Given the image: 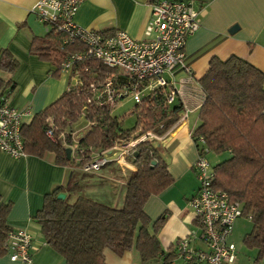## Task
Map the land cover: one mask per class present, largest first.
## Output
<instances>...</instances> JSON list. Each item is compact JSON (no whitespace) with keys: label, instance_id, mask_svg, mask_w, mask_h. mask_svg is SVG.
<instances>
[{"label":"trees","instance_id":"obj_1","mask_svg":"<svg viewBox=\"0 0 264 264\" xmlns=\"http://www.w3.org/2000/svg\"><path fill=\"white\" fill-rule=\"evenodd\" d=\"M80 48L79 43L67 41L64 32L49 29L43 36L32 38L29 51L54 66L52 72H58L66 56ZM93 62L87 63L88 69L92 65L98 68L86 72L84 82L112 71ZM17 64L10 53L0 49V74L12 73ZM197 81L205 98L197 109L199 120L191 132L192 139L199 153L203 145L198 144L197 139L202 137L207 152L227 154L211 166L212 186L226 192L230 200L239 202L241 215L249 216L251 229L242 241L247 248L255 250L253 262H256L264 256V72L235 55L225 59L212 57ZM68 84L54 102L21 126L25 153L38 156L52 153L55 163L72 168L70 183L58 185L47 193L41 209L33 217L44 242L61 255L66 264H106L105 249L117 256L135 249L142 262L162 256L163 264H174L172 260L180 259L179 253L176 250L165 253L157 238L164 218L152 221L144 211L148 197L173 180L157 146L147 141L138 143L133 158L126 159L129 167H118L129 169L118 205L99 201L84 192V178L89 177L86 174L89 171L82 168L91 149H103L133 137L139 132L138 128L158 134L166 131L178 116L179 102L166 103L167 86L145 91L129 112L135 116V125L124 129L121 118L112 114L113 108H102L88 101L93 92L85 85L69 88ZM13 87L10 79L0 75V94H10ZM82 110L91 127L79 139L84 153L82 159L77 160L66 156V147L61 141L46 135L47 118L53 121V133L62 132L68 139L71 126ZM78 169L83 173H78ZM59 193L64 197L57 198ZM7 211L8 205L0 204V254L8 253L5 241L13 229L6 223Z\"/></svg>","mask_w":264,"mask_h":264},{"label":"crops","instance_id":"obj_2","mask_svg":"<svg viewBox=\"0 0 264 264\" xmlns=\"http://www.w3.org/2000/svg\"><path fill=\"white\" fill-rule=\"evenodd\" d=\"M37 1L0 0V49L10 53L18 62L12 73L2 72L0 75L14 85L8 103L18 109H28L23 119L26 124L35 113L61 95L68 80L63 72H52L54 66L29 51L32 38L43 36L46 31L32 12ZM152 1L155 0H83L74 15V22L86 29L123 30L132 38H145L143 30ZM191 1L199 11L200 26L186 39L184 51L196 82L207 70L212 57L225 59L235 55L264 72V0ZM185 74L177 71L175 79ZM198 120V111L195 110L185 122L154 143L173 180L163 190L148 197L144 211L152 221L164 218L157 238L165 253L174 252L175 242L183 237L190 238L191 247L205 248L189 203L198 187L192 168L198 151L191 133ZM78 129L87 132L89 128L83 125ZM113 166L114 163L108 164L86 173L89 177L84 178L87 181L84 192L99 201L118 205L124 193L125 172L129 169L119 170L117 177ZM77 171L83 173L80 169ZM71 175L72 168L55 163L52 153L43 156L25 153L14 158L0 152V204L8 205L6 223L13 229L28 230L34 248L29 263L11 261L7 254H0V264H66L61 255L44 242L33 217L41 209L44 196L58 185L69 184ZM95 189L99 192L98 197ZM237 219L229 242L234 231L245 229V225H241L243 221ZM247 219L250 224L243 231L241 241L251 229V221ZM255 254L247 264H264V256L253 262ZM104 259L106 264H163L162 256L142 262L135 249L125 251L121 256L105 249ZM237 260L235 256L233 264ZM172 262L182 264L179 258Z\"/></svg>","mask_w":264,"mask_h":264},{"label":"built area","instance_id":"obj_3","mask_svg":"<svg viewBox=\"0 0 264 264\" xmlns=\"http://www.w3.org/2000/svg\"><path fill=\"white\" fill-rule=\"evenodd\" d=\"M82 1L38 0L32 9L46 30L62 31L67 41L81 45L79 50L67 55L60 66V71L68 76V87L85 85L93 92L88 101L102 108H114L119 99L127 95H133L137 101L141 93L167 86L166 103L178 101L180 104L181 110L176 120L163 133L139 131L137 135L121 139L103 149H91L82 169L97 171L112 160L120 167H129L126 159L133 158L138 143L161 141L204 102V91L194 79L184 51L186 39L200 26L199 11L191 0L152 1L143 30L145 38L135 39L123 30L103 33L78 26L74 22V15ZM93 61L112 71L101 78L84 82L85 73L98 68L92 65L94 68L88 69L90 65L87 63ZM177 71L186 74L176 80ZM95 73L91 74L95 76ZM8 97L9 94H0V152L16 158L25 154L21 126L29 111L10 105ZM80 116L86 119L84 110ZM47 120L46 135L52 140L61 141L74 159H82L84 149L79 146V139L84 134L82 129H70L66 139L62 132L54 134L53 121L51 118ZM86 125L88 127L91 122L87 120ZM197 141L203 145L202 152L197 150L198 156L192 164L198 188L189 203L199 226L198 236L205 248L191 247L190 238L183 237L175 242L176 251L183 264H233L235 252L229 237L235 219L241 215V206L239 202L230 200L226 192L212 186V167L205 157L208 150L202 137ZM5 246L11 261H31L34 248L28 230L9 231Z\"/></svg>","mask_w":264,"mask_h":264},{"label":"rangeland","instance_id":"obj_4","mask_svg":"<svg viewBox=\"0 0 264 264\" xmlns=\"http://www.w3.org/2000/svg\"><path fill=\"white\" fill-rule=\"evenodd\" d=\"M65 75L68 78L67 74H65ZM134 105H135V98L133 97V95H127V96L119 99V101L115 104V106H114V108L112 110V114L113 115L121 118L122 126H123L124 129L132 128L135 125V116L133 114L129 113ZM180 110H181V108H180ZM86 123H87V119H84L82 116H80L76 120V122H74L72 124L71 129L75 131V130H77L79 128V126L86 125ZM90 127H91V125L88 126V128H90ZM79 130H81V129H79ZM137 130L141 131V132H145V130L143 131L140 128H138ZM149 131H152V130H149ZM83 132H84L83 135H85V133H86L85 130ZM152 132H154V131H152ZM226 155H227L226 153H224V154H215L213 152H207L205 157H206L207 161L209 162L210 166H214L217 162H219L224 157H226ZM112 162L114 163L113 167H114V170H115V174L118 177L120 175L118 172L121 169L118 168L119 165L116 164L115 160H112ZM113 163L110 162L111 165ZM121 171H123V170H121ZM128 173H129V171L127 170L125 172V177H127ZM115 174H114V176H115ZM86 182L87 181H85L84 183H86ZM112 183H114V181H112ZM94 193L98 197V193L99 192H97V190H96ZM237 220H239L240 222L243 221L241 223V225H245V227H244L245 229L248 228V224H250V223H249L248 219L245 216H241L240 215V216H238ZM245 229H241V230L239 229L237 231H234L233 235H232V237L230 239V243H232V245L234 247V252H235L236 259H239V261L238 260L236 261V264H247L249 259L251 258V256L255 253L254 250H249L242 244L241 238H242V235H243V231Z\"/></svg>","mask_w":264,"mask_h":264},{"label":"water","instance_id":"obj_5","mask_svg":"<svg viewBox=\"0 0 264 264\" xmlns=\"http://www.w3.org/2000/svg\"><path fill=\"white\" fill-rule=\"evenodd\" d=\"M65 151H66V156L69 157V149L66 148ZM63 197H64V194L63 193L57 194V198H63Z\"/></svg>","mask_w":264,"mask_h":264}]
</instances>
